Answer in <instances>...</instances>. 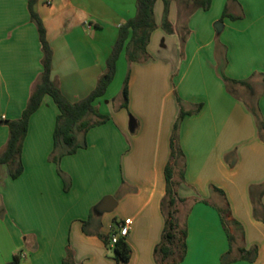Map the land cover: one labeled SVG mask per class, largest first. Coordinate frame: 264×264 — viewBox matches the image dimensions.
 I'll return each mask as SVG.
<instances>
[{
	"label": "crops",
	"instance_id": "0c3cea01",
	"mask_svg": "<svg viewBox=\"0 0 264 264\" xmlns=\"http://www.w3.org/2000/svg\"><path fill=\"white\" fill-rule=\"evenodd\" d=\"M226 8L237 18L225 17ZM35 10L53 51L52 80L75 103L97 87L120 28L138 6L137 0H37ZM164 11L158 0L148 59L131 62L121 53L113 82L95 103L110 119L79 135L86 147L57 165L51 155L59 108L47 95L31 116L23 173L13 179L8 165L0 167V264L15 257L19 264H158L165 171L181 111L188 114L179 126L183 155L173 179L185 199L178 206L186 208L187 252L179 264H264V0H213L209 11L185 22L171 0L174 33L163 29ZM43 55L29 0H0V153L9 140L4 122L21 118ZM220 70L250 89L228 84ZM128 75L124 108L120 91ZM107 198L113 200L103 209ZM226 200L244 232L242 240L236 231L232 248L219 212ZM127 219L132 255L124 263L106 240ZM240 247L255 249V259Z\"/></svg>",
	"mask_w": 264,
	"mask_h": 264
},
{
	"label": "trees",
	"instance_id": "16d2710c",
	"mask_svg": "<svg viewBox=\"0 0 264 264\" xmlns=\"http://www.w3.org/2000/svg\"><path fill=\"white\" fill-rule=\"evenodd\" d=\"M157 1L158 0H137V15L120 28L117 42L107 60V69L101 76L97 87L88 97L79 102L73 103L64 96L57 84L52 80L53 51L47 40L44 23L35 10L37 0H29L31 17L38 28L42 43L44 54L42 61L43 72L35 85L28 105L21 118L4 122L9 127V140L4 150L0 153V167L2 165H8L10 168V175L13 179L20 177L24 171L22 162L23 142L28 134L30 118L41 107L45 96H51L59 108L57 125L54 132V151L51 155V161L55 162L57 165L60 164V161L64 156L75 154L78 149L87 146L85 141L82 143L79 142L78 137L80 134L86 136L91 128L103 125L109 121L110 117L101 114L95 103L107 93L108 87L113 82L117 71V61L124 49L127 51L128 58L131 62L148 59L149 55L147 46L151 33L157 28L154 14V7ZM195 1L198 7L207 11L210 9L213 0ZM163 2L165 4L163 27L168 32H173V26L168 18L171 0H163ZM224 16H229L227 11H225ZM229 17L237 18L231 15ZM186 37L187 34H184L183 39H186ZM220 75L228 84L242 85L247 89H250V85L246 80L231 79L224 74L223 70H220ZM128 88L129 75L125 80L123 90L124 108H128ZM253 113L257 118L260 117L257 110H253ZM186 114L188 113L181 111L175 124L171 144V160L165 171L167 189L162 207L166 217V227L162 241L155 249V257L158 264H179L184 260L187 252V230L185 225H182L177 210L178 204L184 202L185 199L181 198L178 194L180 182H176L173 179L174 164L176 163V160L183 155L178 145V131L180 122ZM262 128L264 129L263 126H261V129ZM59 173L62 175L61 170H59ZM183 180L184 174H181V181ZM218 191L223 194L222 191ZM219 212L226 227L232 248V245H234V242L236 241V231L240 232L241 238L244 240L243 228L241 224L233 218L227 200L225 207L219 209ZM106 242L109 245L110 238H108ZM239 252L247 257H252L253 259H255L257 255L255 249L248 251L244 247H240ZM114 255L119 262L127 263L131 259L132 249L125 240L121 239L114 247ZM19 261V258L15 257L11 264H19Z\"/></svg>",
	"mask_w": 264,
	"mask_h": 264
},
{
	"label": "rangeland",
	"instance_id": "374dc122",
	"mask_svg": "<svg viewBox=\"0 0 264 264\" xmlns=\"http://www.w3.org/2000/svg\"><path fill=\"white\" fill-rule=\"evenodd\" d=\"M176 1L178 3L180 12L183 14L181 16V19H182L183 22L186 21V17L187 18H191V16H193L195 13H197V11L203 10L202 8H200V7L197 6L195 0H176ZM203 11L204 12H207L209 10H207V11L203 10ZM225 11L228 12V8H226ZM163 29H164V27H163ZM164 30L166 32H168L166 29H164ZM185 31L186 30L184 28L179 29V33H180L182 39H183V35L186 34ZM168 33H174V31L173 32H168ZM113 86H114V89H116L117 88V83H115V85H113ZM112 91H116V90H112ZM120 92H121V95H122L121 98H123V92H122V90ZM177 210H178V216H180V218L181 217L183 218L184 217V214L186 213V208L184 206H182V205H179L177 207Z\"/></svg>",
	"mask_w": 264,
	"mask_h": 264
},
{
	"label": "built area",
	"instance_id": "2783aa9c",
	"mask_svg": "<svg viewBox=\"0 0 264 264\" xmlns=\"http://www.w3.org/2000/svg\"><path fill=\"white\" fill-rule=\"evenodd\" d=\"M132 223H133L132 219H127L124 222V224L119 227L117 232L116 231L112 232L109 243V246L111 248H114L121 239L124 240L127 238L131 230Z\"/></svg>",
	"mask_w": 264,
	"mask_h": 264
},
{
	"label": "water",
	"instance_id": "95a60500",
	"mask_svg": "<svg viewBox=\"0 0 264 264\" xmlns=\"http://www.w3.org/2000/svg\"><path fill=\"white\" fill-rule=\"evenodd\" d=\"M222 23L220 22L216 27H217V29H218V31H221L222 30ZM111 200H113V198H107L104 202H103V206H102V208L103 209H105V207H108L107 205L110 203V201ZM108 209H110V208H108Z\"/></svg>",
	"mask_w": 264,
	"mask_h": 264
}]
</instances>
